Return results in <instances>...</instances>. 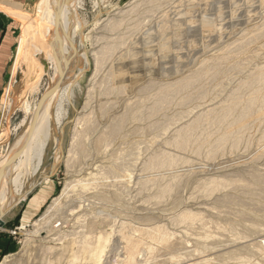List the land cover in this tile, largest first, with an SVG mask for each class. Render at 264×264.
Masks as SVG:
<instances>
[{
    "label": "bare ground",
    "instance_id": "bare-ground-1",
    "mask_svg": "<svg viewBox=\"0 0 264 264\" xmlns=\"http://www.w3.org/2000/svg\"><path fill=\"white\" fill-rule=\"evenodd\" d=\"M7 1L8 2H0V9H3V11L7 10V13L15 16L17 20L19 19L22 22V27H23L21 36L19 37L18 49L16 53L14 67L12 70V75H11L12 79H10V84L8 88L9 90L7 91V93L10 94L12 86L14 85L13 83L17 78L16 77L17 74L21 71L20 67L21 64L23 63L29 66L31 72L30 73L31 80L26 85V92H28L29 94H33L37 92L41 85L40 84L41 80L44 76L49 77V84L46 90L44 91V93L42 94V96L39 98V100L34 102V104L30 103L27 100V97L25 98L24 101H22V103L20 102L22 104V105L20 104L22 106V109L25 111L27 115L26 119L24 120L25 127L22 133H20V135H18L17 138L14 140V142L9 146L8 150H6L7 152L5 153V155H0V219H2L3 215L9 212L10 210H12L19 202L24 201L26 197V193L28 191L27 192L25 191V185L23 183L24 180L22 181V178L23 177L25 178V176L27 177L30 176L31 178V176L36 175L39 172L40 167L43 165V160L49 141L51 140L56 129H59L61 133V137L63 136L62 135L64 133L63 120L68 117L67 106L68 107L75 106L73 103L76 99L75 88L79 85L81 77L90 67L89 57L86 53V50L85 52H81V49L82 50L86 49L85 35H84L85 26L81 23L78 13V9L82 6L83 0H40V4H39L40 14L39 15L37 14L38 16L36 17L30 16L28 13L27 15L21 12L19 6L11 3L9 0ZM139 1L141 0H135V3L136 2L138 3ZM171 1L177 3V5L180 8L185 9L184 12H181L183 14L185 13L184 16L180 18L173 17V15L172 16L168 15L163 17L162 15L163 13H162L161 14L162 16L161 15L159 16V17H163L161 18L162 20L160 18L156 20V21L161 20L160 23L155 26H151L149 24L151 27L147 26V24L145 23L147 28L145 29L146 27L145 26L142 33L139 32L140 30L138 31L139 26L135 24L134 27L130 28V32L131 33L136 32L137 35L140 33L141 35L139 36V39L137 38L135 42L132 43V45H130L131 43L126 45V47L130 45V47L125 49L123 48V46L125 47L126 42H128L125 40L127 39L126 37L130 35L129 32H126L127 34L129 33L128 36H126L125 34V36L121 37V35H124V33L121 34L120 35L121 38H118L119 37L118 34L117 35L118 37H116L115 40L114 39L113 41L111 40L112 42H109L110 39L107 40L106 42L109 43L106 42L104 43L103 42L104 40H102L103 44L101 45L103 46L104 44H106V46L102 48L100 51H97V53H94L93 55L94 57L96 56L95 58L96 72L93 78L96 79V80L94 79L95 82L98 81L97 78H101V80L100 82L98 81L99 83L93 86V89L89 91L90 99L97 102V104L95 103L96 105L93 108L94 109L93 111L91 110L90 113L87 112L89 114L82 112V114H79V117H77L74 126L75 129L73 134L71 150L68 153L67 157L63 155L64 152L62 149L61 138L57 140L58 144H57V150L54 160L53 171H55L57 166L64 160L66 161L67 166L70 168L71 167L73 168L76 165H78L77 167H82L83 164H85L84 162H86L89 156L87 150L88 146L86 144L90 141L91 136L95 133H97L98 135L97 138L92 141V143H93V148L96 150V152L101 153L103 151L102 153H104L108 151L109 148L112 150L113 147L116 148L118 147L120 149V152L117 153V155L115 153H113L112 155L109 154L111 155V158H109V161L106 163L107 165H105L107 166V168L104 167L103 169H101L102 167H100L99 171L96 170L97 172L95 173L92 172L87 174L84 173V170H81L80 172L84 174V177H81L80 179L68 181L62 192V195L58 198H55L52 201V205L49 207L48 212L44 215V217H41V219L36 222L35 232L32 234L34 236H39V234L43 230L47 229L56 215H58L62 219L63 224H68L70 222H73L72 223L73 226H78V228H82L84 231H86L87 228L89 229L87 223L91 220L92 224L90 229H93L94 231H87V232L83 231V233L81 232L82 234L80 233L81 235L79 236V238H75L72 240V242L64 244V248L66 250H69L71 253L68 256V258H70L72 261L74 260L78 261L81 257H84L83 264L108 263L109 258H107L106 255L108 248L110 247V243H112V238L114 235L112 236V233H108L106 231L96 232L98 229L95 226L97 225L99 219H102L104 223L107 224L109 223V225L113 224V226L110 228L115 230L114 232L118 236V241L120 240L119 244L120 243L123 244L122 247L123 249L117 246L118 244L113 245V246H117V248L118 247L121 248V250H124V252L123 251L122 252L123 254H125V257L123 258L121 264H139L137 257L141 253V251L138 249V247L141 245H146V254H147L146 264H153V262L156 261L152 260L153 257L151 256V254L154 252L155 254L157 252L162 254L161 249L165 251L169 250L170 253L179 252L181 255H183V251L187 250L186 248L187 243L193 242L194 244H196V246L184 252L185 256L189 258V257H196L197 254L201 255L205 253L208 247L209 250L211 251V249H215L216 247H220V246L222 247V245L226 246V244L228 243V242H223V244L221 245L220 241H217L216 239L215 243L210 246H208L209 244L207 243H206L207 245L204 244L209 239L215 238L214 233L216 231L220 232L224 230V227L220 223L216 222L217 220L214 221L209 219L211 216H209L208 218V216L206 214H203L202 212L194 213L191 210L186 209L184 204L183 205L185 209L183 208L181 209L183 205L181 204L178 205L177 208H180L181 210L177 211V214L173 216L170 221V225L172 226L184 227L185 229V231L183 232L184 234H182L183 236H181L180 238L178 237V235H176L170 230L168 225L166 224L162 225V222L161 224L159 223L155 225V224H151V222L148 221L150 222L149 224L144 225V227H140L141 225L136 226V224L134 223H127L124 221L121 222L119 220L120 225L115 229L116 225L114 224L116 221H113L111 217L113 213L110 216V214H106L105 212L104 214L102 211L96 212L89 210L86 213H84L83 216L78 215L79 217L72 218L73 214L74 215L76 214L74 212L75 209L73 210L71 207L69 208L68 206V201L69 198L71 197L70 194H72L73 191L77 189V187H81L83 190L88 191L90 186L98 182V179L99 180L101 178L105 179V177L107 180L111 179L112 182H110V186L111 184L128 185L132 182L131 180L134 178V176L132 177L133 173H131L134 170L131 171L130 169L133 166H137L136 164L139 162L140 159V154H139L140 146L144 144V142L146 141L145 136L147 135H145V133L149 125L144 126V124L142 123V117H143L142 115L144 114L145 109L149 108L148 106H146V102L151 99L147 100V98L144 96H141L138 99L129 98L126 101L125 106H123L124 110L122 113L120 112L121 114L113 116L110 121L108 119L110 123L107 124L106 121V123H104L106 124L104 125L105 127L102 125L103 128H100V123L102 120L107 119L105 118L106 115H109V113H113L111 112V110L112 111L117 110L118 112V109L120 108V104L123 102L121 99L124 98L125 96H129L128 94L133 89L136 90L137 84L139 83L138 80L140 79L141 74L144 72V71L142 72L141 70L142 67L141 68L140 66L137 67L136 62L138 58L140 59L141 64H145L146 66H149L154 69L155 67L156 68L159 67L160 69L164 66L166 67L167 62H169L167 61L168 56H165L164 58L162 57L163 59L160 61V56L166 53V49H165L166 39L173 36L180 37L183 35H185V37L189 38L190 40L188 44H190L189 48L191 49V52L190 55H188L189 53L188 52L187 56L178 54L176 56L177 59L176 62H180L181 64L183 62L186 63L192 60L193 58L194 59L197 58L198 55L196 54H199V49H200L197 48L198 46L204 48L206 46L212 45L213 43L211 42L210 39L211 37H213L212 35L214 32L213 31L214 23L215 25H217L218 22L220 21L222 25L219 30L217 29L218 30L217 32L219 33L218 35L226 36L227 33H224L225 32L224 29L225 26L227 25L225 24L227 15L228 13H233L234 11H236V9H238V6L240 7L239 0H222L220 2V5L215 9V13H213V15L211 13L210 15L208 16L206 15L205 17L204 12L200 11L201 13L198 14L197 11L186 12V10L189 9L195 10L198 8H202L203 7L202 2L207 0H171ZM261 1L262 4L260 5L262 6L264 4V0ZM166 2L167 1H165V3ZM207 4L209 5L210 3ZM250 6H247L246 9H248V7ZM156 7H158V5ZM150 8L154 9V7H150ZM260 9L261 7L258 8L257 10L254 9L255 11L252 10L246 14L247 15L246 18L249 19V22L254 21V23L248 27L245 34L246 36L245 37L242 36L243 39H241L242 38L241 37L240 38L241 40H237V41L235 40V42L230 44L226 42L227 46L224 45V47H222L219 51H215V53L217 52L216 54H209L211 52L210 50H213V48H211L209 50L210 52L208 53V56L204 57L205 59L203 61L198 60L201 61L202 66L211 64L210 70L204 71L203 69H205L206 67H204L203 69L201 67L200 69L198 68L199 70L197 69L198 71H196L194 70V68L196 67H193L192 69L195 72H193L192 69H190L193 73L191 71H190L191 73H188L189 72L188 71L187 73L190 74L189 76L188 75L186 76L187 73H184L186 77H184L183 79H181L180 77H177V79L176 78L170 79L169 76H167V73L166 75H164L165 77L163 78L159 74L161 79L166 78V80L164 81L162 80L163 85H161L160 88L155 89V87L153 86L154 83H152V85L150 84L148 88L143 89L144 93L145 92L150 93L148 90L151 91L153 90L152 91L153 93L151 92L150 95L154 94L151 96L152 107L148 109L149 115L155 118V120L156 118H160V120L161 118L162 119L164 118L163 120L165 119L167 120L169 118L168 119L169 121L167 120L168 121L166 124L167 126L163 127L165 130H163V128L161 127L162 128L161 131L162 130L164 132L166 131L167 134L168 132L171 133V138L168 137L169 139L165 141L163 140V143L167 146L168 149L173 148L175 149L174 151L176 150L178 152L185 151V153H187V151H190L188 153L192 152L196 155L202 157L204 155L209 159L210 158L213 159L219 156L220 154L224 155L226 151L233 150L232 152H234V150L236 151L242 146L249 148L250 146H252L253 140H255V142L257 143L256 139L258 140V138L254 139V137L257 134L263 133L264 136V65H260L261 63H259V66L258 64L257 65L255 64L256 68L252 67L253 70L250 69L251 71H248L247 68V66L252 62L253 59L257 58L254 61L258 60L259 53L264 48V12L260 11ZM158 10L160 11V9ZM229 10L230 12H228ZM240 10L243 9L240 8ZM262 10H264V7ZM229 17L232 16L230 15ZM130 18H132V13L128 14L127 16H125V19L120 21L115 22L112 19H110L105 24V29L106 27H109V29L111 28V32L112 30L115 31L119 29L121 26H123L124 20ZM229 20L231 21V19L230 18L228 19V23ZM152 21L149 22L152 23ZM245 22H247V20H245ZM220 23L218 24L219 26ZM240 23L238 24L240 25ZM246 24L247 23H245L244 25ZM141 27L139 29H141ZM232 27L235 28L236 25ZM199 34L202 35V37L201 39H198L200 41H197L196 38H199ZM147 37L154 38L153 40L154 42H152L151 44L150 43L147 44L146 41ZM157 38L163 39L164 40L163 43L162 42L157 43L156 42ZM184 39L182 38V41ZM251 43L252 45L253 43H256L258 44V46L254 44L256 47L253 48V50L251 49V51H249L250 49L247 50L248 55L247 54L245 55L244 49L246 48L247 45L249 46ZM184 44L185 43H183V45ZM178 49L180 48H177V50ZM180 50L186 52L187 49L183 50V48H181ZM204 55H207V53ZM263 59H264V54H263ZM176 62L174 63L176 64ZM262 62H264V60ZM188 63L187 65H189ZM175 66L176 65H174V67ZM148 69L150 68H147L146 70ZM149 73L150 72H148V74ZM240 73L242 75L245 74V77L241 75V77L243 78L240 79V81H238L237 88L231 90L225 95L224 93H226L225 91H227L226 88L229 87L230 90V88L233 87V86L230 87L229 83L234 81L235 77H237V75ZM146 75H142V76H146ZM155 76L157 75L155 74ZM152 77H150L151 80L147 78L150 80V82L148 81L149 83L152 82ZM154 79L153 82H155ZM158 79H156V82H159L157 81ZM237 79H239V77H237ZM159 83L161 84V82ZM158 84H156V86ZM237 84L234 85L232 82V85L234 86H236ZM146 86L147 85H145V87ZM138 91H140L138 95H141L140 94L141 88ZM91 100L88 102H91ZM84 104H85L84 107L86 108L87 106L86 104H88L87 101ZM157 124H159V122ZM151 125L150 128H152ZM158 129L160 128L158 127ZM147 131L150 133L149 130ZM161 131H158V133ZM152 133L154 134L157 132H152ZM156 138L157 137H154L153 139L151 138L152 140L147 138V142L150 144L149 148H152L151 144L156 145V140H157ZM261 138L264 139L263 137ZM149 140L152 142L150 143ZM157 142H159V140H157ZM147 145L145 143L144 146L147 148L148 147ZM141 147L142 150H144L145 147H143V145ZM73 151L77 152L78 158H76V154L75 157L71 155ZM167 151L168 150L165 151L163 149L159 151V153L153 154L147 159H143L144 162L141 164L143 165L142 169L144 170V172L147 171L146 172L147 174L149 170L150 172L151 170L154 172L155 171L161 172L162 170L165 169H168V171L169 169L174 170L176 166L178 167L181 166L179 164L188 163L185 162V160L187 161L190 160L189 158L188 159L186 158L187 157L186 154H185L186 159L184 158L185 159L184 160L182 157H180L181 155H176ZM145 153L147 154V151ZM180 154L184 155V153H180ZM187 155L189 156V154ZM199 158L200 157H198V159ZM194 160L195 159H193L192 161ZM231 162H232V156H231ZM189 163H191V161ZM193 163L195 162H192V164ZM180 168L183 167L181 166ZM243 170L246 169L244 168ZM163 172L161 173L158 172V173L159 175L160 174L164 175ZM175 174H173V176H171L172 174L171 175L168 174L171 176L170 178L168 177V179H170L171 181L169 180L170 183L168 182L169 184L167 186L164 184L167 182L165 178L160 176L162 178L161 180H163L162 182H164V180L166 181L163 183L165 187H160V190L161 192H163L162 193L163 195L172 194V192L175 193L174 191L178 190L179 183L181 182V174L180 175H178L179 173L177 175ZM44 175L45 176H42V179L47 180L48 176H46V174ZM215 175L217 176V174ZM160 177L158 178L145 177L147 179L145 182L143 181V183L147 185L148 184L147 182H149L153 187H156L158 185V181H159L158 179H160ZM221 177H219V179L217 177V179L213 178V179L204 180L199 185L204 190L205 193L211 195L213 193L222 190H228L230 188L233 189L234 191L236 190L237 192L240 191L241 196L239 195L240 196L239 198H237L238 196H235L239 200H232V201L229 200L231 201L229 205H232L234 207L236 206L239 207L240 211L238 214H240L241 217L249 216L252 219L254 225L253 226L251 225V229L247 231V237H250L249 236L250 234L253 235V233L255 234V233H260V231H264V173L256 172L255 170V171H251L250 173H247L245 176L243 174L242 175L239 174L236 176L234 175V177L232 176L233 177L232 179L228 178V175L223 176L222 178ZM108 184H107V188H108ZM145 184L144 187H147L149 185L148 184L146 186ZM104 186L106 187V185ZM128 186L130 187V185ZM121 187L122 186H120V188ZM30 189L32 190V188ZM98 189L99 188H97V190ZM92 191L94 192V190ZM112 191L115 192V190ZM112 191L110 193H112ZM107 193L108 192L103 191L102 194L101 193L98 195L94 193L93 194L97 195L99 199H103V197H107ZM113 195L111 194L110 199ZM159 196L161 197V193ZM122 197H120V200L122 199ZM116 198H114V200H118ZM221 198L223 199V197ZM248 198L249 200L246 201ZM103 200L105 201L106 199ZM223 201H226V199ZM248 204L250 205L248 206ZM92 206L93 203L90 201V203L85 207L89 208ZM81 207H84V205H82ZM114 213L116 214V212ZM119 213L120 212H118V214ZM83 217H84V221H81L82 220L81 218ZM210 228L215 231H211ZM58 233L57 235L59 236V240L65 241L66 236L63 233L60 236V234ZM244 234L245 233L241 235ZM62 235H64L65 237ZM89 235L93 237L90 238V240L92 241L94 239L93 244H95V247L92 254L90 256L88 255L89 257H85L84 255L85 250L81 245L86 243ZM116 235L114 236L115 239L117 237ZM68 236L70 235L68 234L67 237ZM189 236L191 237L193 236L194 240L190 239ZM76 239H79L80 242H77ZM189 239L192 241H190ZM78 244L80 245L78 246ZM119 248L118 250H120ZM240 250L244 254L248 253L247 249H240ZM254 251L256 254L259 255L264 253L261 248H255ZM144 252L145 251H143V253ZM110 253L112 254V252ZM233 255L235 254H233L232 252V253H225L218 257L226 262L229 261L233 257ZM156 256L163 257L165 255L156 254ZM116 257H118V255ZM2 264H7V262L4 261ZM199 264H216V263H214V261L212 260L203 259Z\"/></svg>",
    "mask_w": 264,
    "mask_h": 264
},
{
    "label": "rangeland",
    "instance_id": "rangeland-1",
    "mask_svg": "<svg viewBox=\"0 0 264 264\" xmlns=\"http://www.w3.org/2000/svg\"><path fill=\"white\" fill-rule=\"evenodd\" d=\"M9 1L11 3L19 6V8L21 9V12H23L25 14L28 13L30 16H33V17H36L40 14V9H39L40 0H9ZM165 1H167V2L165 3ZM170 1L171 0H164V1L163 0H161V1L160 0H157V1H155V0H143L142 1L141 0L138 3L137 2L135 3V0H83L82 1V6L78 9V13H79L81 23L85 26L84 35H85L86 49H84V50L81 49V52H85V50H86V53L89 57L90 67L85 72V74L81 77L79 85L75 88L76 99L73 102L75 106L74 107H72V106L68 107L67 106L68 117L63 120V123H64V129H63L64 133L62 134L63 136L61 137L60 130L56 129L51 140L49 141V144H48V147L46 149L45 156H44L43 165L40 167L39 172L36 175L31 176V178H30V176H28V177L25 176V178L24 177L22 178V181L24 180L23 183L25 185V191L26 192L28 191L26 193V197H25L24 201L19 202L12 210H10L6 214H4L2 217V220L4 221L5 224L2 228H0V231H2V230L7 231V239L9 240V242L7 244L6 253L0 257V264H2L4 261H6L7 264H83L84 263V261H83L84 257H81L78 261H75V260L72 261L70 258H68V256L71 254L70 251L66 250L64 248L65 243L72 242L73 239L79 238V236L84 231L82 228H78V226H73V224H72L73 222H70L68 224H63L62 219L58 215H56L55 218L50 223L49 227L47 229L43 230L39 234V236H34L32 234L35 232L36 222L38 220H40L41 217H44V215L48 212L49 207L52 205V201L55 198H58L62 195V192H63V190L66 186V183L68 181L80 179L81 177H84V174H82V172H80L81 170H84V173L87 174V173H92V172L95 173V172L99 171L100 167H102L101 169H103L104 167L107 168V166H105V165H107L106 163L109 161V158H111V155L113 153H115L117 155V153L120 152V149L118 147L117 148L113 147L112 150L109 148L108 151H106L104 153H102L103 151L101 153L96 152V150L93 148V143H92V141L95 140L97 138V135H98L97 133H95L91 136V139H90L91 142L89 141L86 144L88 146V147L87 146L86 147H87V150L89 153V156H88L86 162H84L86 165L83 164L82 167H77L78 165H76L73 168L72 167L70 168L67 166L66 161L64 160L57 166L55 171H53L54 160H55L57 144H58L57 140L61 138L62 149L64 152L63 155L65 157H67L68 153L71 150V145H72V141H73V134H74V129H75L74 126H75V122H76L77 117H79V114H82V112L89 114L91 112V110L92 111L94 110L93 108L97 104V102L90 99L89 91L92 90L93 86L98 84L101 80V78H97V80L99 82L98 81L95 82L96 79L93 78L94 74L96 72L95 71L96 70V62H95L96 56L94 57L93 55H94V53H97V51H100L102 48H104L106 46V44H104L103 46L101 44H103V42L105 43L109 39H110L109 42H112L113 39L115 40V38L118 37L117 36L118 34H119L118 38H121L122 36H125V34H126V36H128L130 33V35L128 37H126L127 39L125 40L128 42H126L125 47L123 46L124 49L128 48V47H130V45H132V43L135 42V40L137 38L139 39V36L141 35L139 32L142 33L146 24L149 27L155 26V25L160 23V21L162 20L161 18L168 16V15H170V16L173 15V17H176V18H180V17L184 16L185 13L183 14L181 12H184L185 9L180 8L177 5V3L173 2V1H171L172 2L171 3ZM207 1L202 2V6L204 8L202 7V8H198L195 10L189 9V10H186V12L197 11L198 14L201 12H204L205 17H206V15L208 16L211 13L213 15V13H215V9L220 5V2L222 0H217V1L216 0H209L208 2ZM239 1H240V3H239L240 7L238 6L239 10L236 9V11L233 12L234 14L228 13V15L229 16L231 15L232 17H229L227 15V19L225 20L227 23L224 21L225 24H227L225 26V29H224V31H225L224 33H227L226 36H219L218 35L219 33L217 31L220 29V27L222 25L220 23V21L218 22V24L220 23V26L217 24V22H216L217 25H215V23H214V25H213L214 28L212 27L213 31H214L213 35H212L213 37H211V39H210L211 42H213L212 45L206 46L204 48L203 47L201 48V46H198L197 48L198 49L200 48V49H199V54H196V55H198L197 58H195V59L193 58L190 61H188L189 60L188 59L187 61L189 63L183 62L180 64V62H176L177 61L176 56L178 54H180V55L182 54V55L187 56V53L189 52L188 55H190L191 49L189 48L190 44H188L190 42V40H189V38H186L185 35L180 36V37L173 36V37H169L168 39H166V41H165L166 53H164L163 55L160 56V61L165 56H168L167 61H169V62H167L166 67L164 66L161 69L159 67L158 68L155 67V69H154V68H151L149 66H146L145 64H141L139 58H138L137 62L135 60V62L137 63V67H139V66H140V68L142 67L141 70H142V72L144 71L141 74L140 79L138 80L139 83L137 84V88H139V89H137V88H136V90L133 89L128 94L129 96L132 95L131 97L125 96L124 98H122L121 100L123 102L120 104V108L119 107H118L119 109L117 108L118 112H117V110H114V111L111 110V112H113L114 114L109 113V115L105 116V118H107V119L102 118L104 120L101 121V123L102 122L103 123L102 124L100 123V128H103V126L106 125V124H104V123H106V121H107V124H109L110 123L109 121L112 119L113 116L119 115L123 112V110H124L123 106H125L126 101L129 98L130 99H138L139 97L144 96L147 98V100L151 99L149 101L146 100L147 101L146 106L151 108L152 107V104H151L152 97L151 96L154 94H152V95H150V94L153 90L152 91L148 90L150 93H148V92L144 93L143 89L148 88L150 84L152 85V83H154L153 86L155 87V89L160 88V86L163 85L162 84L163 81L166 80V78L163 79L165 77L164 75H166V73L170 79H174V78L177 79V77H180L181 79H183L187 75L188 76L190 75L188 73H191L192 71L195 72L194 70L198 71L201 67H202V69L204 67H206L205 69H203L204 71L210 70L211 64H207L205 66H202V64H201V61H203L205 59L204 57H207L208 53L210 51L213 53L210 52L209 54H216L217 52L215 53V51H219L222 47H224V45L227 46V43H229V44L233 43V42H235V40L236 41L241 40V39H243V37L246 36L245 34H246L248 27L254 23V21L249 22V19L246 18V16H247L246 14L248 12H250L254 9L257 10L260 7H261L260 11L264 12V10H262L264 7L263 6L264 4L262 6L260 5V4H262L261 0L260 1L259 0H247V1L246 0H239ZM241 1L244 4H242ZM0 2H8V1L7 0H0ZM214 2H215V4H214ZM258 2H259V4H258ZM132 3H133V5H132ZM170 3L174 6H172ZM207 3H210V4L208 5ZM251 3H254V4H251ZM162 4H164V5H162ZM157 5H158V7H156ZM253 5H256V6H253ZM259 5H260V7H259ZM247 6H250V7H248V9H246ZM150 7H154V9L150 8ZM252 7H253V9H252ZM164 8H166V9H164ZM240 8H242L243 10H240ZM158 9H160V11ZM244 9H246V10H244ZM178 10H179V12H178ZM0 11L4 12L6 15L8 14L7 15L8 17H11V18L15 19L16 21H18L19 26H20L19 30L17 32V42L15 45V51H14L12 64H11V75H12V70L14 67L16 53H17V49H18L19 37L21 36L23 27H22V22L19 19L17 20V18H15V16L7 13V10L3 11V9H0ZM163 11H166V12H163ZM228 12H230V10ZM130 13H132V18L133 17L134 18L124 20L123 21L124 24H123V26H121L122 28L120 27L119 29H117L115 31L112 30V32H111V28L109 29V27H106V29H105V24L110 19H112L115 22L120 21V20L125 19V16H127ZM151 13H152V15H151ZM161 14L163 15V17H159ZM228 17L231 19V21L229 20V23H228V19H229ZM150 18H152V19H150ZM159 18L161 20L156 21ZM243 18L245 20H247V22H245V20ZM135 19H137V20H135ZM152 20L154 22L155 21L156 22L154 23ZM136 21H138V22H136ZM149 21H152V23ZM232 23H233V25H232ZM238 23H240V25ZM245 23H247V24L244 25ZM135 24L138 25L139 28L143 24L141 29L138 28V31L140 30L139 32L137 31L139 33L138 35L136 32H134V33L130 32V28L134 27ZM235 25H236V27L233 28L232 26H235ZM147 26L145 27V29L147 28ZM184 28H186V27H184ZM127 30H129V31H127ZM126 32H129V33L127 34ZM123 33H124V35H121ZM120 35H121V37H120ZM181 37L183 39L184 38L185 39L182 41ZM201 37H202V35L199 34V38H196V40L200 41L198 39H201ZM215 37L217 38L218 41L216 40ZM179 38H180V41H179ZM102 40H104V41L102 42ZM131 40H133V41H131ZM153 40H154V38L147 37V40H146L147 44H149V43L151 44L152 42H154ZM160 40H162V41H160ZM163 41H164L163 39L157 38L156 42L157 43L158 42L163 43ZM181 41H182V43H181ZM229 41H231V42H229ZM109 42H106V43H109ZM183 43H185V44L183 45ZM127 44H130V45H128V47H126ZM254 44L256 46H258V44H256V43H253V45L251 43L250 44L251 46L250 45L246 46V48L244 49L245 55L246 54L248 55L247 50L250 49L249 51H251V49L253 50V48L256 47ZM184 47H185V49H184ZM177 48H180V49L183 48V50L187 49L189 51L186 50V52L185 51L183 52L180 49L177 50ZM211 48H213V50H210ZM262 50L259 53L258 60L254 61L257 58L252 60L251 63L254 65H252L250 63L249 65L250 66L252 65V66L251 67L249 65L247 66L248 71H251V70H253V68H256L255 64L256 65L258 64V66H259V63H261L260 65H264V62H262L264 60L263 59L264 48ZM177 51H179V52H177ZM180 51H181V53H180ZM206 53H207V55H204ZM202 55H203V57H202ZM260 56H262V57H260ZM200 58H203V59H200ZM198 60H201V61H198ZM174 62H176V64ZM177 63H179L180 65ZM187 63L189 65H187ZM174 65H176V66L174 67ZM180 66H182V67H180ZM193 67H196V68H194V70H193L192 69ZM147 68H150V69L146 70ZM175 68H176V71L179 70V71H177L178 73L175 71ZM190 69H192V71ZM20 70L21 71L17 74V76H16L17 78L15 79V81L13 83L14 85L12 86L10 94H8L7 91L9 90L8 88H9V84H10V79H12L11 75H10L6 90L3 94V96L0 98V155H5V153L7 152L6 150H8L9 146L14 142V140L17 138V136L20 135V133H22V131L25 127L24 120L26 119L27 115H26L25 111L22 109V106H21L22 101H24L25 98L27 97V100L30 103L34 104V102L39 100V98L42 96V94L44 93V91L46 90V88L48 87V84H49V77L44 76L41 80V83H40L41 85H40L38 91L33 93V94H29L28 92H26V85L31 80V74H30L31 72H30L29 66L27 64L23 63V64H21ZM147 71L151 73V76H150V73L148 74ZM151 71L153 72V74ZM171 71L173 72V74ZM26 72H28V73H26ZM184 73H187L186 76L184 75ZM155 74L157 76H155ZM159 74L163 77L162 79H161ZM142 75H146V76H142ZM238 75H237V77H239V79H237V77H235V79H234L235 83H234V81H232L234 85L237 84L238 81H240V79L243 78V77H241V75H242L241 73ZM149 76L150 77L153 76L151 83H149L151 80ZM242 76L245 77V74H243ZM154 77H155V79H154ZM147 78H149L150 80ZM180 78H178V79H180ZM153 79L155 82H153ZM156 79H158L157 81L161 82V84L159 82H156ZM140 80L144 83H142ZM232 82L229 83L230 87L233 86V87H231L232 89L230 88V90H229V87H227L226 88L227 91H225L226 93H224L225 95L228 92H230L231 90H234L237 88L238 84L236 86H234V85H232ZM144 84L147 86L145 87ZM156 84H158V85L156 86ZM141 86H143V87H141ZM140 88H141V93H140L141 95H138V93L140 92L138 90H140ZM135 91L137 92V94ZM15 99H16V101H15ZM89 99L91 100V102H88V101H90ZM13 101H14V103H13ZM86 101L88 104H86L87 106L85 108L84 103H86ZM84 108L87 109L88 111L85 110ZM149 108H146L144 111V114L142 115L143 116L142 117V123L144 124V126L149 125L147 127L148 128L147 130H149L150 133L146 130V133H145V135H147V136H145L146 141L142 145H143V147H145L144 146L145 143H146V145L149 144L147 142V138L152 140L154 137H157L156 139L159 140V142H157V140H156V145L151 144L152 148H149L150 147V144H149V145H147L148 146L147 148L146 147L144 148V150H142V147H141L142 145L140 146L139 162L136 164L137 166H133L130 169L131 171L134 170L131 172V173H133L132 177L134 176V178L131 180L132 182L130 184H128V185H130V187L128 185H121V184H119V185L122 186L123 188L122 187L120 188V186L118 184H114L115 186L113 184H111V186L113 185L111 187L110 182H112V181H111V179L107 180L106 177H105L106 180L103 178H101L100 180L98 178H96V179H98V182H96V184L94 183L92 186H90L88 191L83 190L81 187H77V189H75L76 191L74 190L75 193H74V191H73V193L71 192L72 194H70L71 197L69 198V201H68L69 208L71 207L73 210L75 209L74 212L76 213L75 215L73 214L72 218L73 217H79L81 215L83 216V214L89 210L96 211V212L102 211L103 213L105 212L106 214H110V216L113 213V215L111 217H112L113 221H116L114 224V225H116L115 229L120 225L119 224L120 221L121 222L124 221L127 223H134V224H136V226L141 225L140 227H144V225L149 224L150 222H151V224H155V225L159 224V223L161 224V222H162V225L163 224L168 225L170 230L173 233H175L176 235H178V237L180 238L181 236H183L182 234H184L183 233L185 231L184 227L183 226H172V225H170V221H171V218L177 214V211L181 210L182 208L185 209V207H186V209L191 210L194 213L195 212L196 213L202 212L203 214H206L208 216V218H209V216H211L209 219L214 220V221L217 220L216 222L220 223L224 227V230H222L220 232L216 231L219 234H217L216 232L215 233L213 232L215 238L209 239L204 244L207 243V244H209L208 246H210V245L215 243L216 239H217V241H220L221 245L223 244V242H228V243L226 244V246L222 245V247L221 246L216 247L215 249H211V251L209 250V247L206 246V247H208V249L205 251V253H203L201 255L197 254L196 257H189V258L187 256H185L184 252L187 251L188 249H192L196 246V244H194L193 242L187 243L189 248L186 245L187 250L183 251L184 256L181 255L179 252L170 253L169 250L165 251V250L161 249L162 254H160L158 252L156 254L157 255H165V256L159 257V256H156L155 252L152 253L151 254V256L153 257L152 260L156 261V262H153V264H156L157 261H158L157 264H199V263H201V260H203V259L212 260L216 264H264V262H263L264 261V253L259 255V254H256L254 251L255 248H261L264 252V231H260V233H255V234L253 233V235L250 234L249 235L250 237H247V231L251 229V225L252 226L254 225L252 219L249 216L241 217V215L238 214L240 211V208L237 206L234 207L232 205H229V203L232 200H239L237 198H239L241 196L240 191H238L239 192L238 193L236 190L234 191L233 189L230 188L228 190H222V191L213 193L211 195V194L205 193L204 190L199 185L204 180L213 179V178L217 179V177L219 179V177H221V176L223 177V176L228 175V178L232 179L234 177V175L236 176L239 174L240 175L243 174L245 176L247 173H250L251 171H255V170H256V172L264 173V139L261 138V137L264 138L263 133L257 134L258 137H257V135L254 137V139L258 138L259 141L256 139V141H257V143H256L255 140H253V144L249 148L242 146L241 148L237 149L238 151L237 150L236 151L234 150V152H232L233 150L232 151H226V153H224V155L220 154L219 156L215 157L216 159L215 158L209 159L204 155L202 157V156L196 155V154L191 152L193 154L192 155L191 153H188L190 151H187V153H185V151L184 152L183 151L178 152L177 150L174 151L175 149H173V148H171L172 150L168 149L167 146L163 143V140L165 141V140L171 138V133L168 132V134H167L166 131L164 132L163 130H165V129L163 127L167 126L166 124L169 121L168 120L169 118L167 119L168 121L166 119L163 120L164 118L163 119L161 118V120H163V121H161L160 118H156V120H155V118H153V117H151V115H149V111H148ZM87 112H89V113H87ZM145 112H146V114H145ZM145 115H146V117H145ZM148 117H150L151 119ZM108 119H109V121H108ZM149 120H150V122H149ZM153 121H156V122H153ZM157 121L159 122V124H157L158 123ZM151 122L154 124H152ZM160 122H163V123H160ZM148 123H151L152 125L148 124ZM150 125L152 128H150ZM160 125H162V126H160ZM158 127L160 129H158ZM161 127L163 128L162 131H161V129H162ZM158 131H161L162 133L161 132L158 133ZM152 132H157V133L153 134ZM148 135H150V136H148ZM151 142L152 141H150V143ZM89 144H90V146H89ZM115 148H116V150H115ZM163 149L165 151L168 150L167 152H170V153H173L176 155H181L180 157H182L183 159L186 156H187L186 157L187 159L188 158L190 159L189 161H187V160H185L186 159L185 158L184 159L185 162H188V163L179 164L183 168H180L181 166H179V167L176 166V168H174V170L169 169V171H168V169H165L166 171L165 170L161 171V172L164 171L163 172L164 175L165 174L166 175L172 174L171 176H173V174H175V173H176L175 175H177L178 173H179L178 175L181 174V182L179 183V186H178L179 188L177 187L178 188V190H176L177 192L174 191L175 193L172 192V194H168V195H163L162 194L163 192H161L160 187H165V185L167 186L170 183L169 182L170 179H168V177L170 178L171 176L170 175L164 176L162 174L159 175V173H161L160 171H158L159 172L158 173V172H156V171L154 172L152 170H151V172H153L154 174L151 173L150 170L146 174L147 171L144 172V170L142 169L143 165L141 164L144 162L143 159H147L151 155L157 154V153H159V151H161ZM146 151H147V154L145 153ZM180 153H184V155L180 154ZM75 154H76V158H78L76 151H73L71 155H73L75 157ZM109 154H111V155H109ZM141 154H143L144 156ZM185 154H186V156H185ZM187 154H189V156ZM98 155H100V156H98ZM193 156H196V157H193ZM197 156L200 158L198 159ZM231 156H232V162H231ZM89 158H91V159H89ZM92 158H93V160H92ZM100 158H102V159H100ZM193 159H195V160L192 161ZM105 160H107V161H105ZM190 161H191V163H189ZM192 162H195V163L192 164ZM89 165H90V167H89ZM251 165H252V167H251ZM188 166H190V167H188ZM231 167H233V168H231ZM79 168H80V170H79ZM244 168L246 170H243ZM94 169H95V171H94ZM242 171H244V172H242ZM247 171H249V172H247ZM212 172H214V173H212ZM156 173H158V174H156ZM44 174H46V176H48L47 180L42 179V176H45ZM143 174H145V175H143ZM215 174H217V176ZM78 175H80V176H78ZM202 175H203V177H202ZM154 176H156V177H154ZM157 176L158 177H160V176L164 177L167 182L165 180H164V182H166V183L162 182L163 180H161L162 178L160 177V179H158L160 181V183L158 181V185L156 187H153L149 182H147L149 184V185L147 184L148 186L145 183H143V181L145 182L147 178H150V177L158 178ZM145 177H147V178H145ZM27 178H28V180H27ZM101 180H103V181H101ZM135 181H137V182H135ZM108 182H109V184H108ZM101 183H103V184H101ZM107 184H108V188H107ZM144 184L147 187H144ZM104 185H106V187ZM50 186L54 187L53 194L50 196V198L47 200V202L43 205V207L34 216H33V214L29 215L27 212L29 211V207L31 205L32 200L35 199V197L37 196V194L41 190L42 193H44V197L41 196V204L44 203L46 201L47 196H49L52 193V188ZM96 187L99 189L97 190ZM109 187H111V188H109ZM157 187H158V189H157ZM30 188H32V190ZM117 188H118V190H117ZM90 189L94 190V192ZM112 190H115L116 195H115V192ZM103 191L109 193V194L107 193L108 198L103 197V199H106L105 201L103 199H99V197L97 196L100 193L102 194ZM111 191H112V193H110ZM159 192L161 193V197L159 196L160 195ZM93 193L97 194V195H94ZM122 193H124L125 195ZM39 194L41 195V193H39ZM111 194L112 195L114 194L115 197L113 195L110 199ZM92 195H94V196H92ZM121 195L122 196L124 195V196L122 197ZM235 196H238V197L236 198ZM113 197L114 198L117 197L116 199H118V200H114ZM120 197H122L121 200H123V199H125V200L121 201ZM221 197H223V199ZM230 197H233V198H230ZM217 198H218V200H217ZM224 198L226 199V201L227 200L228 201L231 200V201H229V202L223 201V200H225ZM87 199H89V200H87ZM248 200H249V198L246 201H248ZM90 201L93 203V206L89 207L90 208L89 209L85 206L88 205L90 203ZM87 202H89V203H87ZM224 203H226L228 205H226ZM180 204L181 205L184 204L185 207L183 205L181 207V209L177 208L178 205H180ZM38 205L39 204H37V206ZM79 205H81V206L84 205V207H81ZM249 205L250 204H248V206ZM37 206L34 209V211H37L40 208ZM111 207H113V208H111ZM30 210H31V208H30ZM114 212H116V214ZM118 212H120V213L118 214ZM81 219H82L81 221H84V217ZM148 221H150V222H148ZM91 224L92 223L90 220L87 223L89 229L91 228ZM112 226H113V224L109 225V223L108 224L104 223L102 221V219H99V221L97 222V225L95 226L98 229L96 232L106 231L108 233H112V236L113 235L115 236L116 235V233L114 232L115 230L110 228ZM89 229L87 228L86 231H84V232L94 231L93 229H90V230ZM210 230L215 231V230H212L211 228H210ZM55 231H57V232H55ZM57 233L60 234V236L63 233L66 236L65 241L64 240L60 241ZM65 233H68L70 236L67 237L68 234H65ZM243 233H245V234L241 235ZM29 234H31V235H29ZM54 234H56L58 237ZM94 234H92V235H94ZM64 235H62V236H64ZM114 236H113V238H114ZM189 237H190V239L194 238L193 236L192 237L189 236ZM90 238H93V237H91L89 235L86 243L81 245L83 247V249L85 250V253H84L85 257H89L92 254V252L94 251V247H95V244H93L94 239L91 241ZM113 238H112V243H110V247L108 248L107 255H106L107 258H109V261L107 264H121L123 258L125 257V254H123L124 250H121V248L123 247V244L120 243L122 246L119 244L120 240L118 241V236L116 237L118 242L116 241L115 238H114L115 239V241H114ZM76 240H77V242H80L79 239H76ZM190 241H192V240H190ZM220 243H218V244H220ZM189 244H192V245H189ZM79 245L80 244H78V246ZM113 245H117V246L121 247V248L118 247L121 251L118 250L117 246H113ZM138 249L141 251V253L137 257L138 263L139 264H146V259H147V257H146L147 256L146 245H141L138 247ZM240 249H247L248 253L244 254L243 252H241ZM143 251H145V252L143 253ZM110 252H112V254ZM232 252L235 255H233V257L229 261L225 262L223 259H220L218 257V256L223 255L225 253H232ZM117 255H118V257H116ZM88 264H90V263H88Z\"/></svg>",
    "mask_w": 264,
    "mask_h": 264
},
{
    "label": "crops",
    "instance_id": "crops-1",
    "mask_svg": "<svg viewBox=\"0 0 264 264\" xmlns=\"http://www.w3.org/2000/svg\"><path fill=\"white\" fill-rule=\"evenodd\" d=\"M19 27L18 21L8 17L4 12L0 11V98L3 96L6 90L11 75V64L17 42V32ZM50 187L52 188V193L47 196L44 203L41 204V196L44 197V193H42L41 190L39 192L41 195L38 193L35 199L32 200L29 211L27 212L29 215L33 214L34 216L47 202L54 192V187ZM37 204L39 205L37 206ZM35 205L40 207L39 209L37 208V211H34L36 208ZM8 242L9 240L7 239V231H0V257L6 253Z\"/></svg>",
    "mask_w": 264,
    "mask_h": 264
},
{
    "label": "water",
    "instance_id": "water-1",
    "mask_svg": "<svg viewBox=\"0 0 264 264\" xmlns=\"http://www.w3.org/2000/svg\"><path fill=\"white\" fill-rule=\"evenodd\" d=\"M4 221L2 219H0V228H2L4 226Z\"/></svg>",
    "mask_w": 264,
    "mask_h": 264
}]
</instances>
